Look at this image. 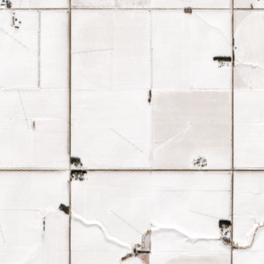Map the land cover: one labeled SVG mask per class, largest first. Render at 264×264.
Segmentation results:
<instances>
[{
	"label": "snow or ice",
	"instance_id": "6c2138e0",
	"mask_svg": "<svg viewBox=\"0 0 264 264\" xmlns=\"http://www.w3.org/2000/svg\"><path fill=\"white\" fill-rule=\"evenodd\" d=\"M0 264H264V0H0Z\"/></svg>",
	"mask_w": 264,
	"mask_h": 264
}]
</instances>
